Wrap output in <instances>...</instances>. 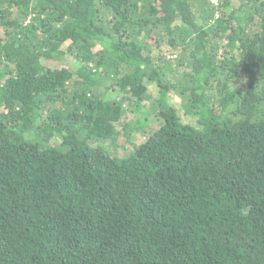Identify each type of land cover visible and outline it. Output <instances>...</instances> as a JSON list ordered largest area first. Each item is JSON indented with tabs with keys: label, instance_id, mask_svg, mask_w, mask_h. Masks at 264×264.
Segmentation results:
<instances>
[{
	"label": "trees",
	"instance_id": "1",
	"mask_svg": "<svg viewBox=\"0 0 264 264\" xmlns=\"http://www.w3.org/2000/svg\"><path fill=\"white\" fill-rule=\"evenodd\" d=\"M0 264H264V0H0Z\"/></svg>",
	"mask_w": 264,
	"mask_h": 264
},
{
	"label": "rangeland",
	"instance_id": "2",
	"mask_svg": "<svg viewBox=\"0 0 264 264\" xmlns=\"http://www.w3.org/2000/svg\"><path fill=\"white\" fill-rule=\"evenodd\" d=\"M166 49H167V47H165V49L163 50V51H166ZM70 62H74L73 60L71 61L70 59H69V61H68V63L67 64H71ZM71 66H72V64H71ZM74 67V66H73ZM118 94V92H116V90H114V89H112V88H110L109 89V91L107 92V94H106V97H114V95H117ZM173 95V94H172ZM174 99H175V97H174ZM185 120H188L189 119V117H187V116H185ZM150 120H151V123H155L156 122V117L154 116V114L150 117Z\"/></svg>",
	"mask_w": 264,
	"mask_h": 264
}]
</instances>
